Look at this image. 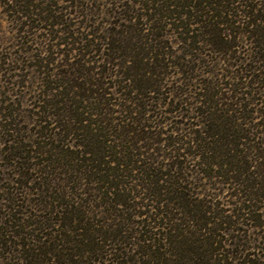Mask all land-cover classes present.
Returning a JSON list of instances; mask_svg holds the SVG:
<instances>
[{
    "label": "trees",
    "instance_id": "obj_1",
    "mask_svg": "<svg viewBox=\"0 0 264 264\" xmlns=\"http://www.w3.org/2000/svg\"><path fill=\"white\" fill-rule=\"evenodd\" d=\"M32 1L10 10L79 57L33 64L43 70L30 144L5 115L16 138L0 152L14 169L0 203V263L264 264L261 1L138 0L128 31L96 42L91 29L87 38L58 30L52 4ZM69 136L83 137L77 150Z\"/></svg>",
    "mask_w": 264,
    "mask_h": 264
},
{
    "label": "rangeland",
    "instance_id": "obj_2",
    "mask_svg": "<svg viewBox=\"0 0 264 264\" xmlns=\"http://www.w3.org/2000/svg\"><path fill=\"white\" fill-rule=\"evenodd\" d=\"M32 2L41 8H48L52 4L51 9L55 8L57 10L53 12L58 16L56 19L64 22L63 25L57 27L58 30L67 27L71 34H74V37L84 38H87L88 31L94 30V35H89L88 39H95V42L98 36L104 38L109 31H128V27L125 26L131 23L125 18L132 14L131 11H127L131 9L130 6L134 8L135 12H142L136 6L138 0H34ZM135 2L137 3L135 4ZM258 2L261 4V8H264V4H262L264 0H258ZM76 4L79 6H75ZM11 5H15V2H12V0H0V57L2 59H4L3 57L7 58L0 69V152L5 147H10L12 145L10 140L16 138V133L13 135L6 134L2 126L3 122H6L5 115L7 114H12L11 127L18 130L19 137H17L22 143L30 144V141L37 138L38 122H36L37 115L34 113L37 112L35 109V97L39 94L40 88H42L41 70L43 69H37L33 64L35 62L38 63V60L42 61L44 57L50 56L55 61L53 65L49 66L52 69L56 67V61H62L64 52L68 53L71 58L72 56L79 57L77 50L70 51V44L66 46L62 44L57 47L53 45L56 41L46 39L49 31L44 29V24H40V22L38 23L33 19L20 17L18 13L10 10L14 9ZM33 18H35L34 15ZM33 21L35 22L33 23ZM27 24L37 25L38 27L25 31L28 28ZM63 35L62 32L56 33V36L62 37ZM169 37L173 38L170 34ZM169 42L173 45L172 51L176 55H180L183 51V44L179 45L175 40H170ZM47 43H50V46L53 47L54 53L43 52V46H46ZM250 43L248 41L247 45L240 47V51L244 52V49L250 50ZM75 46H78V44ZM33 54H37L38 57H33ZM101 55L100 52H92L90 53V58L93 57L95 58L94 60L96 58L100 59ZM195 56L205 57L204 54L200 53ZM241 56L243 57L244 55L241 54ZM83 58L86 60V55ZM90 65L93 64L91 63ZM199 73H203V71ZM177 76L180 77L178 72L174 74L173 78H177ZM114 77L113 75L109 79L111 87H113ZM108 91L113 92L114 88ZM112 96L114 97L113 94ZM259 106L257 105L256 107ZM49 128H52V126ZM82 139L83 137L81 136H69L67 145L70 149L77 150L79 148L77 143L82 142ZM28 162L31 167L36 169L34 165L35 159L28 160ZM6 163H10L9 159L0 161V203L3 202V204L6 201L2 199V196H5L7 188L12 186L9 178L13 177L14 170L12 168H3ZM31 172L33 174L36 173L34 170H31ZM7 212L8 208L0 209V214L3 216ZM22 216L24 215L22 214Z\"/></svg>",
    "mask_w": 264,
    "mask_h": 264
}]
</instances>
